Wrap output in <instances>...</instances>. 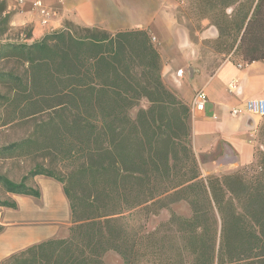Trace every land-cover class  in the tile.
Instances as JSON below:
<instances>
[{"label": "trees", "instance_id": "1", "mask_svg": "<svg viewBox=\"0 0 264 264\" xmlns=\"http://www.w3.org/2000/svg\"><path fill=\"white\" fill-rule=\"evenodd\" d=\"M183 1L176 16L190 32L184 19L198 31L208 20L219 39L243 45L264 25V0L230 20L227 12L240 0ZM0 6L1 28L11 25V14L6 0ZM31 38L30 28L6 44L0 34V59L27 66L22 77L0 73L7 90L0 98L36 122V133L0 147V158L20 148L42 161L19 182L0 173V188L40 199L35 178L55 180L71 227L67 237L34 244L1 264H105L110 251L125 264H264V162L254 159L252 176L203 177L190 143V108L164 83L147 31L110 34L67 23L41 41L29 44ZM143 100L149 106L132 117ZM178 202L189 205L190 217L172 213L147 231L149 216ZM0 208L16 209L17 202L0 199Z\"/></svg>", "mask_w": 264, "mask_h": 264}, {"label": "crops", "instance_id": "2", "mask_svg": "<svg viewBox=\"0 0 264 264\" xmlns=\"http://www.w3.org/2000/svg\"><path fill=\"white\" fill-rule=\"evenodd\" d=\"M6 2L11 14V26L31 29L29 44L62 30L67 23L101 28L110 34L147 31L161 55L166 86L189 107L197 91L203 90L207 94L205 111L191 113L190 143L202 173L206 176L230 174L254 161L257 133L263 117L251 112L233 116L231 111L244 107L248 101H264V61L235 64L228 60L212 73L209 72L200 64L203 57L199 45L177 20V0ZM217 36L213 27L200 33L201 40ZM180 70H183V76L178 75ZM42 193L44 199V190ZM54 193L63 205L59 189ZM29 199L38 201L32 197ZM53 215L51 220L58 219ZM43 233L38 227L27 230L21 224L5 225L0 233V264L11 255L49 238H44ZM49 233L56 232L53 230Z\"/></svg>", "mask_w": 264, "mask_h": 264}, {"label": "rangeland", "instance_id": "3", "mask_svg": "<svg viewBox=\"0 0 264 264\" xmlns=\"http://www.w3.org/2000/svg\"><path fill=\"white\" fill-rule=\"evenodd\" d=\"M256 1L254 3V0H240L234 8L229 9L227 12L229 18L227 19H232V17L237 12L238 16H243L244 13L252 8V6L253 8L256 6ZM177 3V10L187 6V3L183 0H177ZM261 6L264 14V2ZM184 23L192 28V32H190L188 29L187 30L193 41L199 45L201 56L203 57L200 62L201 66L205 67L211 73L222 63L228 60L235 64H246L249 63L248 55H252L256 58H264V25L261 27V29H256L252 34H250L242 45L240 41L234 43L231 38L227 39V37H224L219 39V33L217 29L211 26L208 20H204L202 22L201 31H198L194 28L196 25L195 21L184 19ZM8 24L9 23L2 24L0 28L3 44H6L8 41H16L19 38H22L23 34L29 30L28 27L14 28ZM209 27L215 28L218 36L216 38L201 40L200 33ZM26 70L27 66L23 63L9 61L7 59H0V73H12L15 76L22 77L24 76ZM0 95L4 97L7 95V90L5 89L4 85L1 84ZM148 106L149 103L146 100L141 101L139 106L131 111V116L135 117L139 109L147 108ZM27 113L28 112L24 111L21 106L11 105L7 100H5V98H0V147H5L11 145L12 143L20 144L22 140L36 133V122L26 119L25 115ZM255 147L256 157L254 164L258 162H264V117L258 129ZM41 161L42 160L35 156L26 157L20 148L13 149V154H6L4 158H0V173L14 182H19L23 176L30 172L36 163ZM251 167L253 166H246L243 169H240L238 172L246 173V175L252 176L255 174V172L252 171ZM200 171L202 173L201 168ZM202 175L203 177L211 176H206L203 173ZM34 181L40 190L42 192L44 190L45 192L44 199L42 195L40 199H37V202L30 200L29 198L31 197L6 195L0 188V199L4 200L10 197L17 202L16 209L0 208V223L3 226H14L21 224V226L25 227L27 230H32L33 228L38 227L44 232V238L47 236L49 237L45 240L51 238L67 237L71 227V220L69 206H67L68 203H66L67 201L64 199L65 195L63 193L62 185L55 180L44 176H38ZM56 189H59L60 191L63 205L55 196L54 191H56ZM33 208H36V210H32ZM31 210L32 212H29ZM53 213L56 217H58V219L51 220V216H54ZM172 213L185 218L191 216L190 207L186 202L175 203L169 206L168 209L157 211L155 215L149 216L146 222L147 231H153L160 224L168 221ZM21 218H23L22 221H20ZM138 219L141 223L143 221V215H141ZM53 230L56 233L50 234L49 231L52 232ZM103 260L105 264H125L122 256L113 251L108 252L104 256Z\"/></svg>", "mask_w": 264, "mask_h": 264}, {"label": "built area", "instance_id": "4", "mask_svg": "<svg viewBox=\"0 0 264 264\" xmlns=\"http://www.w3.org/2000/svg\"><path fill=\"white\" fill-rule=\"evenodd\" d=\"M178 75L183 76V70L178 71ZM207 101V94L203 90L197 91L189 107L192 115L196 111H205ZM244 112H251L264 117V101H248L247 103H245L244 107L234 108L231 111V114L233 116H238Z\"/></svg>", "mask_w": 264, "mask_h": 264}]
</instances>
